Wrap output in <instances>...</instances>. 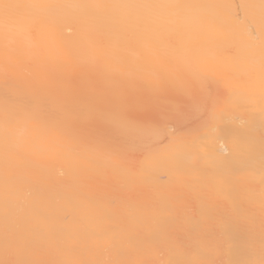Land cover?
<instances>
[{
    "label": "snow or ice",
    "instance_id": "6c2138e0",
    "mask_svg": "<svg viewBox=\"0 0 264 264\" xmlns=\"http://www.w3.org/2000/svg\"><path fill=\"white\" fill-rule=\"evenodd\" d=\"M0 264H264V0H0Z\"/></svg>",
    "mask_w": 264,
    "mask_h": 264
},
{
    "label": "bare ground",
    "instance_id": "6f19581e",
    "mask_svg": "<svg viewBox=\"0 0 264 264\" xmlns=\"http://www.w3.org/2000/svg\"><path fill=\"white\" fill-rule=\"evenodd\" d=\"M22 2H29V0H22ZM66 2L72 3L77 2V0H66ZM224 2L232 3L234 5H246L258 3L259 0H224ZM240 20L233 21V26L239 30L243 31L245 27V20L255 23L253 17L256 15L255 11L252 9L240 8L238 9ZM74 37L68 34V29H65V39L72 40ZM246 38V37H245ZM176 125L173 124L172 127ZM258 177L256 178L258 182ZM75 178L67 173L62 174L61 170L57 169L51 171L47 175L41 178V184L45 194L51 198H55L58 195L67 194L70 191L71 185L74 184ZM173 180L172 174L170 173L168 167L162 162L158 171L154 177V189L155 190H165L171 186ZM21 214L27 211L26 207L20 209Z\"/></svg>",
    "mask_w": 264,
    "mask_h": 264
}]
</instances>
